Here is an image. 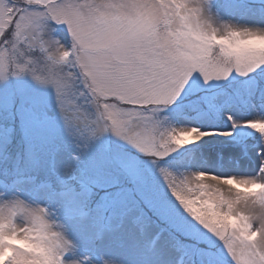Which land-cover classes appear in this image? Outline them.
Segmentation results:
<instances>
[{
	"label": "snow or ice",
	"instance_id": "obj_1",
	"mask_svg": "<svg viewBox=\"0 0 264 264\" xmlns=\"http://www.w3.org/2000/svg\"><path fill=\"white\" fill-rule=\"evenodd\" d=\"M222 10L219 0H0V89L28 76L52 86L47 108L62 120L13 98V118L39 115L49 135L37 147L26 130L16 153L0 142V264H264V150L251 176L161 164L233 135L161 115L197 79L264 70V27ZM257 91L264 99V83ZM228 119L264 138V114Z\"/></svg>",
	"mask_w": 264,
	"mask_h": 264
},
{
	"label": "rangeland",
	"instance_id": "obj_2",
	"mask_svg": "<svg viewBox=\"0 0 264 264\" xmlns=\"http://www.w3.org/2000/svg\"><path fill=\"white\" fill-rule=\"evenodd\" d=\"M219 2L222 4L224 21L246 27H264V7H261L264 0H219ZM58 35L63 37L65 33L58 30ZM258 83H264L262 69H258L248 77L233 73L228 80H213L207 84L202 79H197L189 88L187 95L178 102L179 107L173 105L161 115L169 116V122L174 125L196 126L203 130L231 131L233 135L206 137L198 145H191L173 153L166 161H161L162 166L177 173L205 171L225 176L254 175L262 159L260 153L264 150V138L250 128L234 127L228 116L231 115L236 121L242 122L264 114V102L260 105L255 104L252 100L254 96L249 94L250 89ZM21 93L24 94V98L29 99V102L35 98L37 113L47 109L48 118L50 120L54 118L55 124L59 127L62 126V120L58 110L53 112L46 104V101L55 98V89L52 86L45 88L37 85L30 76L19 80L13 78L8 88L0 89V115L2 111H6L8 113L6 120L10 119L12 123L18 122L24 136L25 131H29L33 143L37 147H43L49 135L45 120L39 115L33 117L30 114H26L23 118H13L10 105L14 97H21ZM194 94L200 96L201 100H193ZM255 96H259L260 100L264 101L258 91ZM12 129L0 120V141L7 137ZM112 139L116 140L114 136ZM119 143L126 151L150 162L149 157L139 154L127 142L119 141ZM225 193L230 197L235 196V193L228 189H225ZM248 204V201H241L240 207H248ZM212 246L216 258L222 260L223 249L216 242ZM195 259L194 255L185 256L184 264H193Z\"/></svg>",
	"mask_w": 264,
	"mask_h": 264
},
{
	"label": "trees",
	"instance_id": "obj_3",
	"mask_svg": "<svg viewBox=\"0 0 264 264\" xmlns=\"http://www.w3.org/2000/svg\"><path fill=\"white\" fill-rule=\"evenodd\" d=\"M252 100L257 105H260L264 102L263 100H260L259 96H254ZM1 113L2 114L0 115V117L2 116L3 118L2 119L0 118V120L3 121L5 124H7L9 127H12L13 129L9 133V135L7 137L2 138L0 142H4V141L11 139L9 150L13 153L19 152L22 150L23 145H24V133L21 127L19 126L18 122L14 121V123H12L10 119L6 120L7 119L6 116L8 115L6 111H2Z\"/></svg>",
	"mask_w": 264,
	"mask_h": 264
}]
</instances>
